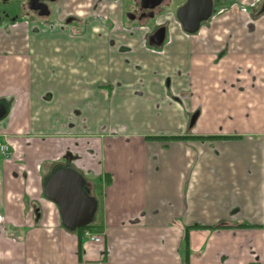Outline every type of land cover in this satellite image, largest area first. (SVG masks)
<instances>
[{
    "label": "crops",
    "instance_id": "crops-1",
    "mask_svg": "<svg viewBox=\"0 0 264 264\" xmlns=\"http://www.w3.org/2000/svg\"><path fill=\"white\" fill-rule=\"evenodd\" d=\"M101 1L67 0V28L0 33V264H264V0H214L195 34L166 13L163 46ZM65 160L101 180L102 242L81 257L45 197Z\"/></svg>",
    "mask_w": 264,
    "mask_h": 264
},
{
    "label": "water",
    "instance_id": "water-1",
    "mask_svg": "<svg viewBox=\"0 0 264 264\" xmlns=\"http://www.w3.org/2000/svg\"><path fill=\"white\" fill-rule=\"evenodd\" d=\"M143 1V8L154 9L161 4V0L148 4ZM213 0H187L186 4L177 11V18L183 29L189 34H195L203 23L207 22L213 14ZM166 29L159 32L157 45H163ZM6 111L0 108V118ZM196 120V116L192 122ZM45 197L55 203L61 213L63 225L66 229L75 230L79 227L90 225L98 211V201L91 197L84 188L83 177L72 169L57 171L47 182Z\"/></svg>",
    "mask_w": 264,
    "mask_h": 264
},
{
    "label": "flooded vegetation",
    "instance_id": "flooded-vegetation-1",
    "mask_svg": "<svg viewBox=\"0 0 264 264\" xmlns=\"http://www.w3.org/2000/svg\"><path fill=\"white\" fill-rule=\"evenodd\" d=\"M12 1L14 0H0V33L11 34L13 31L22 29L39 31L46 28L51 30L57 29L58 27H61L57 22H60L61 18L59 17L62 15L64 16V18L62 19V24L66 28L72 24H75L79 20L74 14L67 12V0H18L20 10L16 14L6 8ZM132 1L133 4H130L132 10L126 12L127 18L139 23L154 22L155 27H153L154 29L152 28L150 30V36L148 40L151 45H157L156 41L158 40L159 32L163 28L166 29V34L168 31V26L166 22L162 24H158V22H156L158 20V13L160 12V10L163 11V9H166L171 6L173 0H161V4L155 7L154 9L143 8L142 0ZM147 2L148 4H151L155 1L148 0ZM186 2L187 0H184V2L177 7L176 20L179 23L180 21L177 18V11L180 7L185 5ZM101 3V0H96L94 5L95 13L98 12V8ZM98 15V19L100 22H104V20L108 19V17L105 15H102L100 13ZM82 23H84V21ZM69 162L73 164V161ZM0 223H2L1 219Z\"/></svg>",
    "mask_w": 264,
    "mask_h": 264
},
{
    "label": "trees",
    "instance_id": "trees-1",
    "mask_svg": "<svg viewBox=\"0 0 264 264\" xmlns=\"http://www.w3.org/2000/svg\"><path fill=\"white\" fill-rule=\"evenodd\" d=\"M214 138H220V137H202L201 139H214ZM226 139H231L234 137H225ZM166 139H186V138H170V137H147V140H152V141H162V140H166ZM63 169H72L76 172H78L82 177H83V181H84V188L87 191V193L95 198L97 200L96 197V187L98 185V183H100V179L98 180H90L88 178H86L71 162H69L68 160H65L63 163H59L56 164L52 169L51 172L47 175V177L44 179V187H46L47 182L49 181V179L59 170H63ZM94 221L87 226H83V227H79L75 230H70V229H66L69 232L75 233L78 237V241H79V257H81V253L83 251V244L84 241L86 239V233L90 232L92 233V228L94 227ZM64 226V225H63ZM195 228V227H194ZM219 228V227H216ZM193 228H187L186 229V237H185V245L188 246L189 245V233Z\"/></svg>",
    "mask_w": 264,
    "mask_h": 264
},
{
    "label": "rangeland",
    "instance_id": "rangeland-1",
    "mask_svg": "<svg viewBox=\"0 0 264 264\" xmlns=\"http://www.w3.org/2000/svg\"><path fill=\"white\" fill-rule=\"evenodd\" d=\"M110 1H116V0H110ZM117 1H119V0H117ZM184 2V0H173L172 1V5L171 6H169L168 8H166V9H163V11L162 10H160V12L158 13V17H157V19H159V18H163V16L164 15H166V13H169V12H173V15H175L176 16V10H177V7L181 4V3H183ZM124 3H125V9H124V26H125V28H129V29H139V28H141V29H152L153 27H155V25H154V22H150V23H139V22H134V21H132V20H130V19H128L127 18V16H126V12H128L129 10H132L131 9V6H130V4L132 5L133 4V1L132 0H124ZM19 1L17 0V1H12L10 4H9V6H7L6 8L10 11H12V12H14L15 14L16 13H18L19 12ZM1 8V7H0ZM164 14V15H163ZM98 14H95V15H93V17H90L89 19H88V21H94V22H100L99 21V19H98ZM59 18H61V22H57L61 27H64V28H66L62 23V19L64 18V16L62 15V16H60ZM156 22H158V21H156ZM68 24V23H67ZM82 26H84V23H82L81 25H78V27H81L82 28ZM157 26V25H156ZM75 28H77V27H75ZM78 29V28H77ZM154 29V28H153ZM92 231L93 232H97V229H95L94 227L92 228ZM102 238V237H101Z\"/></svg>",
    "mask_w": 264,
    "mask_h": 264
},
{
    "label": "built area",
    "instance_id": "built-area-1",
    "mask_svg": "<svg viewBox=\"0 0 264 264\" xmlns=\"http://www.w3.org/2000/svg\"><path fill=\"white\" fill-rule=\"evenodd\" d=\"M11 145L9 142L6 141H0V159L7 158L11 155ZM86 237L93 243H101L102 238L99 236H94L90 232L86 233Z\"/></svg>",
    "mask_w": 264,
    "mask_h": 264
}]
</instances>
